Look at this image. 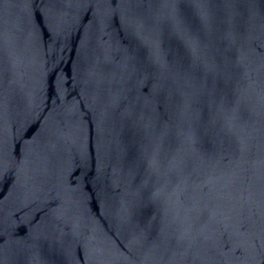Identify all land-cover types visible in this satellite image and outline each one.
<instances>
[{"label": "water", "instance_id": "1", "mask_svg": "<svg viewBox=\"0 0 264 264\" xmlns=\"http://www.w3.org/2000/svg\"><path fill=\"white\" fill-rule=\"evenodd\" d=\"M0 264H264V0H0Z\"/></svg>", "mask_w": 264, "mask_h": 264}]
</instances>
